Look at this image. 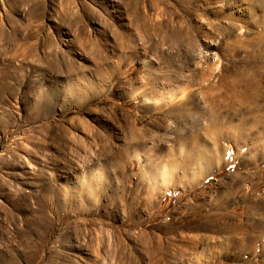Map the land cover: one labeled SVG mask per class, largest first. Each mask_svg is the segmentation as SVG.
<instances>
[{
	"label": "rangeland",
	"instance_id": "obj_1",
	"mask_svg": "<svg viewBox=\"0 0 264 264\" xmlns=\"http://www.w3.org/2000/svg\"><path fill=\"white\" fill-rule=\"evenodd\" d=\"M0 264H264V0H0Z\"/></svg>",
	"mask_w": 264,
	"mask_h": 264
},
{
	"label": "bare ground",
	"instance_id": "obj_2",
	"mask_svg": "<svg viewBox=\"0 0 264 264\" xmlns=\"http://www.w3.org/2000/svg\"><path fill=\"white\" fill-rule=\"evenodd\" d=\"M202 157V156H201Z\"/></svg>",
	"mask_w": 264,
	"mask_h": 264
}]
</instances>
